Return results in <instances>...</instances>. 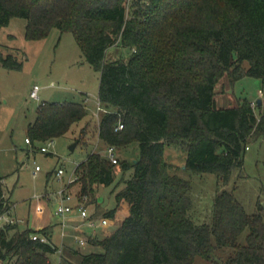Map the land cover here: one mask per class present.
<instances>
[{
  "label": "trees",
  "instance_id": "trees-1",
  "mask_svg": "<svg viewBox=\"0 0 264 264\" xmlns=\"http://www.w3.org/2000/svg\"><path fill=\"white\" fill-rule=\"evenodd\" d=\"M14 16L27 19L28 39L44 38L54 27L74 34L100 71L99 100L111 109L96 122L98 137L117 148L136 141L140 150L136 160L117 163L91 151L76 165L81 195H95L100 184L132 168L116 183L114 190L123 185L105 215L113 217L122 205L127 212L116 228L89 238L100 250L75 249L59 264H196L197 254L210 259L225 246L234 253L214 264H264L263 214L247 212L224 187L233 167H243L248 139L264 134L262 101L219 106L216 100L226 73L232 83L261 78L264 93V0H0V27ZM117 45L130 49L127 59L107 57ZM0 64L21 69L23 61L0 49ZM87 115L80 101H42L27 136L31 143L58 137ZM120 119L124 126L115 129ZM85 133L86 125L80 139ZM168 143L187 151V169L217 173L211 222L190 217L191 181L166 160ZM12 202L0 175V211ZM246 227L247 242L239 244ZM58 248L47 226L0 227L3 261L51 264Z\"/></svg>",
  "mask_w": 264,
  "mask_h": 264
},
{
  "label": "rangeland",
  "instance_id": "rangeland-1",
  "mask_svg": "<svg viewBox=\"0 0 264 264\" xmlns=\"http://www.w3.org/2000/svg\"><path fill=\"white\" fill-rule=\"evenodd\" d=\"M26 23L25 17L14 16L7 25L0 27V49L4 54L13 53L17 59L23 61L21 69L0 64V175L4 178L6 195H10L15 203L12 214L25 217L21 226L28 225L35 229L47 226L53 241L60 242L62 217L54 213L60 201L58 191L64 187L71 194L72 200L68 199L66 202L74 204L84 200L80 194V183L75 181V167L91 151H99L104 155L107 153V143L96 133V122H99L102 115V112L97 111L100 102V71L85 59L71 31L61 32L54 27L44 38L28 39L25 36ZM130 53L129 48L117 45L109 49L107 57L127 59ZM245 64L247 65L246 62ZM34 84L40 85L39 99L30 94ZM261 88V78L246 75L232 83L226 73L216 85V100L217 103L227 106L237 104L240 99L258 101L261 98V106L264 108V94L259 91ZM69 100L85 104L88 115L72 124L62 135L53 138L48 152L39 149L48 141H26L28 124L36 118L42 101ZM85 125L86 133L80 139V129ZM76 141V146L71 148ZM247 145L243 167H233L230 180L224 187L233 189L247 212L260 211L264 217V134L251 136ZM139 153L136 141L117 148L120 159L133 160ZM164 155L166 160L175 165L181 176L191 181L190 217L197 223L211 222L214 197L218 189L217 173L187 169V151L173 143L165 145ZM37 165L39 169H36ZM60 166L65 172L59 177L56 171ZM131 173L132 168L125 173L118 171L112 184H100L95 195H87L85 204L89 206V212L95 209L96 204L104 212L115 206V194L123 182L115 190L114 187L118 181H122L123 176L129 177ZM72 177L74 179L69 182ZM36 194L43 196L37 198ZM95 199L96 202L93 203ZM72 216L73 221L91 228L80 216L78 208L67 214L68 227L71 225L69 220ZM120 222L121 219H116L109 229L113 230ZM248 232L249 227H246L239 234V244L247 242ZM81 250L87 252L100 248L89 244L82 245ZM234 251L231 246L217 247L210 259L197 254L195 263L214 264L216 260L226 259ZM49 257L51 264H59L61 253L52 252ZM15 261L16 257L8 261L0 259V264H14Z\"/></svg>",
  "mask_w": 264,
  "mask_h": 264
},
{
  "label": "built area",
  "instance_id": "built-area-1",
  "mask_svg": "<svg viewBox=\"0 0 264 264\" xmlns=\"http://www.w3.org/2000/svg\"><path fill=\"white\" fill-rule=\"evenodd\" d=\"M39 90H40V85L34 84V86L31 89V92H30L31 96L39 99L40 98ZM259 91H260V94H262V95L264 94L262 89H260ZM97 111H98V113H101V112L103 113V112L111 111V109L106 108L101 102H99V104L97 106ZM123 126H124V123L120 119V120H118V122L115 126V129L123 128ZM26 141L31 143V140L28 136H26ZM46 141H48V143L46 145L43 144L39 147V149L41 151H44V152L49 151V147L53 143V138L47 139ZM106 151H107L106 156L112 162L117 163L119 161V157L117 155V147L115 145H113V144L107 145ZM36 169H39V165L36 166ZM64 172H65V170L61 166L56 171V173L59 177ZM73 179H74V177H72L69 180V182H71ZM58 194L60 196V201H59L58 206L55 208L54 213L56 215H59L62 217V220L60 221V223L63 227V230L66 229V227L68 226V223H69V222L67 223V218H68L67 214L69 212L74 211L75 208H78V210L80 212V216L93 229H97L99 226H107L108 224L111 223L112 218L108 215L101 216L99 219H95V218H92L90 216L88 206H86V204H85V199H86L87 194L83 195L84 200H79L78 202H76L74 204L72 202H66L68 199L69 200H72V199H71V194H68V192H66V189L64 187L58 191ZM41 196H43V194H36L37 198H39ZM14 207H15V203L12 202L8 208L0 211V227L4 226L5 224H15V223H24L25 222L24 217L14 216L12 214V210ZM74 239H75V241L79 242L80 244H85L87 242L86 238H84L83 236H80V235H75Z\"/></svg>",
  "mask_w": 264,
  "mask_h": 264
},
{
  "label": "crops",
  "instance_id": "crops-1",
  "mask_svg": "<svg viewBox=\"0 0 264 264\" xmlns=\"http://www.w3.org/2000/svg\"><path fill=\"white\" fill-rule=\"evenodd\" d=\"M218 105L219 106H224V105H222L220 103H218ZM88 208H89V206H88ZM126 212H127V206L126 205H122L115 212L114 216L111 217L112 221H111L110 224L115 223L116 219H121V221H122V219L126 215ZM89 214H90V216L92 218L99 219L101 216L105 215V212L101 211L99 206L97 205L93 211L89 212ZM118 216H119V218H118ZM21 217H23V216H21ZM73 219H74V216H72V219L69 220L71 222V225H69V227L67 226L66 227L67 229L63 230V227L61 228V231H60L61 232L60 233L61 234V236H60L61 240H60V242H55L52 239V241L58 245L59 248H58L57 251H60L61 256H62V254H69L70 252H72L75 249L80 250L82 245L86 246V245L90 244V245L95 246L94 244L90 243L89 238L92 237V236L102 237L108 231H110V229H109L110 224H108L107 226H99L97 229H93L91 226H89V227L92 228L91 229V228L84 227L83 223L73 221ZM40 228H42V227H40ZM48 231H49V229H48ZM75 235L83 236L84 238H86L87 242L85 244H80L79 242L75 241V239H74ZM51 236H52V234H51Z\"/></svg>",
  "mask_w": 264,
  "mask_h": 264
},
{
  "label": "water",
  "instance_id": "water-1",
  "mask_svg": "<svg viewBox=\"0 0 264 264\" xmlns=\"http://www.w3.org/2000/svg\"><path fill=\"white\" fill-rule=\"evenodd\" d=\"M261 101H262V99L260 98V99H259V102H261ZM77 142H78V141L74 142V143L71 145V148H74V147L76 146ZM135 160H136V159H135Z\"/></svg>",
  "mask_w": 264,
  "mask_h": 264
}]
</instances>
